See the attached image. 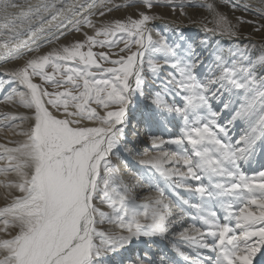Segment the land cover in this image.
<instances>
[{
    "label": "snow or ice",
    "instance_id": "obj_1",
    "mask_svg": "<svg viewBox=\"0 0 264 264\" xmlns=\"http://www.w3.org/2000/svg\"><path fill=\"white\" fill-rule=\"evenodd\" d=\"M223 3L264 18V0ZM161 6L206 10L204 37L155 26ZM121 9L134 12L103 19ZM238 40L216 3L0 0V62H23L0 73V102L27 110L0 114L23 137L0 144V264L264 257V44Z\"/></svg>",
    "mask_w": 264,
    "mask_h": 264
},
{
    "label": "rangeland",
    "instance_id": "obj_2",
    "mask_svg": "<svg viewBox=\"0 0 264 264\" xmlns=\"http://www.w3.org/2000/svg\"><path fill=\"white\" fill-rule=\"evenodd\" d=\"M125 2H126V0H115V3H117V4H123ZM180 2H181V0H175V3H177V4ZM197 2L198 3L199 2L216 3L218 5V10L227 16V18L231 22V24L237 26V30L239 32L238 42L241 43L242 46L246 45V44H255L254 42H252L251 40L248 39L249 37H256L259 40L261 45L264 44V27H261L262 25H264V18H262L261 16L256 15L253 12L243 11L241 9L233 11L228 5L223 3V0H197ZM152 11L154 13H159L162 16V19H157V20L152 22L155 26L160 27L163 30V26L165 24H169V23L173 24L181 32L184 33L185 37L190 36L193 38L194 41H197V42L200 41L204 37V33L200 30L202 23L207 22L208 20L211 19L210 14L206 10L201 9V8H188V7H186L184 9V11L187 13V15H181V10L178 7L176 8L175 12H173L171 8L165 7V6L154 7ZM133 12H134L133 9H121L119 11H113L111 14H107L106 17L103 19H113V18H121L122 19L126 15L133 13ZM237 17H243L244 20L254 21V23H239L238 24ZM91 19L94 22L99 23L102 18L97 15V16H92ZM213 26L214 25L212 23H208V27H213ZM256 28H260V31H256L255 30ZM84 31L88 32L89 34H92L91 29H89L87 27L84 28ZM246 37H247V39H246ZM74 39H82V36H80V34H78V33H73L71 35H68L66 39L62 38L61 42L67 44V43L73 41ZM173 39H175V36H173ZM218 42L221 45V47H223L225 50H227L230 47H233V41H232V39H230L228 37H220ZM54 46L55 45L45 46L43 49H41V52H47V51L51 50V47H54ZM215 46H216L215 43H213L211 48H209L208 51L204 53V55L208 56V53L211 52V50L213 48H215ZM121 47H122V45H121ZM101 50L102 49H99V48L94 49V51H101ZM113 51H115V49ZM258 53H259L258 47L255 49L249 48L250 57L255 58ZM113 58H115V57H113ZM22 63H23L22 61L15 62L14 65L12 66V68H14L18 64H22ZM106 66H110V65H106ZM49 71H51V70L49 69ZM0 73H2V72L0 71ZM34 82L41 83L39 78H35ZM51 90L52 89L49 88V91H51ZM9 106H10L9 104L0 102V114L8 113V114H13V115H20V114H23L20 112H23V111L27 112L26 109H23L20 106L16 105L15 107H13V105H12V109ZM18 109H19V111H18ZM15 110H17V113ZM0 120H1L0 121V144H4V145L7 144L8 147H14L15 143H13V142L21 140V139H23V137L17 135L15 129H9L7 127H4V125L10 123V121L4 119L2 115H0ZM21 127H23V125ZM142 131H143V129H142ZM154 131H156V130H154ZM172 131H173V133H172ZM157 134H162L163 136L168 137L170 135H175L176 129L173 128L170 132H165V133H163V131L161 133H160V131H158ZM120 162H121V165L123 166L124 163H122V161H120ZM2 164H3V162L0 161V165H2ZM129 166H134L135 171L138 170V168H136L138 166L131 165L130 163H129ZM3 179L5 180V177L0 175V183L4 182ZM193 183H195V182H193ZM1 204H2L1 206H3L4 202ZM141 247H142V245H141Z\"/></svg>",
    "mask_w": 264,
    "mask_h": 264
},
{
    "label": "bare ground",
    "instance_id": "obj_3",
    "mask_svg": "<svg viewBox=\"0 0 264 264\" xmlns=\"http://www.w3.org/2000/svg\"><path fill=\"white\" fill-rule=\"evenodd\" d=\"M32 2L33 3H36L37 2V0H32ZM240 2L241 3H244V2H247V3H249V4H253V5H256V4H258V0H240ZM249 40H251L252 42H254L257 46H259V45H261L260 44V42H259V40L256 38V37H249L248 38ZM259 48V47H258ZM259 53H260V48H259ZM259 53L256 55V56H258L259 55ZM15 62H17V61H9V62H7V63H5V62H0V65H2V66H0V71L1 72H4L5 70H11L12 69V66L14 65V63ZM10 105V104H9ZM18 106V105H17ZM9 107H11V109H12V105H10ZM13 107H15V106H13ZM10 111V110H9ZM16 111V113H17V110H15ZM18 111H19V109H18ZM13 113V112H12ZM15 113V112H14ZM20 113H23V114H26L27 112L26 111H23V112H20ZM229 113L228 112H225L224 114H223V117H222V120L223 121H226L228 118H229ZM1 121V120H0ZM5 121V120H4ZM3 121V122H4ZM3 124V123H2ZM3 126V125H2ZM23 127L24 128H26L27 127V125L26 124H24L23 125ZM241 131H242V127H241V125L238 123L237 125H236V127L233 129V132H232V134L234 135V136H238L240 133H241ZM162 131H160V133H161ZM163 133H165V132H163ZM172 133H173V131H172ZM7 134V133H6ZM170 134V133H169ZM8 135V134H7ZM160 135H162V134H160ZM142 139H144V137L142 136L141 137ZM6 146H8L7 144H5ZM140 147L141 148H143L144 147V145L143 144H141L140 145ZM121 163V162H120ZM122 163H124V161L122 160ZM131 165H135L134 163H131V162H129ZM129 166V165H128ZM135 166H137V165H135ZM254 167H259L257 164H255V162H254V165H253ZM129 168H130V170L132 171V172H134L135 171V168H134V166H129ZM136 168H138V167H136ZM248 174L249 175H251L252 174V171L249 169L248 170ZM3 181H5L4 179H3ZM0 184H2V183H0ZM6 192V189H4L2 186H0V206L2 205L1 203H3L4 202V200H3V194ZM142 247H143V245H142ZM166 251V253H167V255H169L172 259H173V261L175 262V264H182V261L180 260V258L179 257H177V256H175L173 253H171V252H167V250H165ZM254 264H264V257H261L259 254L257 255V257H256V259L254 260Z\"/></svg>",
    "mask_w": 264,
    "mask_h": 264
}]
</instances>
